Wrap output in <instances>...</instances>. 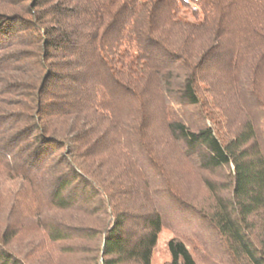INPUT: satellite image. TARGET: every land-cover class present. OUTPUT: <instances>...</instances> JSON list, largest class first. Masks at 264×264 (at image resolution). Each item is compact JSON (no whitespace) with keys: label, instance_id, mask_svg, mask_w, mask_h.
<instances>
[{"label":"trees","instance_id":"1","mask_svg":"<svg viewBox=\"0 0 264 264\" xmlns=\"http://www.w3.org/2000/svg\"><path fill=\"white\" fill-rule=\"evenodd\" d=\"M263 73L264 0H0V264H264Z\"/></svg>","mask_w":264,"mask_h":264},{"label":"rangeland","instance_id":"2","mask_svg":"<svg viewBox=\"0 0 264 264\" xmlns=\"http://www.w3.org/2000/svg\"><path fill=\"white\" fill-rule=\"evenodd\" d=\"M224 70L225 69H223L222 72L220 73L221 79L219 81L225 86L223 92L226 93L231 84L228 83L230 82V77L227 75L226 72H223ZM260 81L261 82L257 84L256 86L257 89H255L256 90L255 92L257 93V95H255L256 101L254 99H247V96H246V99L240 102L239 106H242V107L244 106L249 111V114L251 115V119H253L254 121L255 120L259 121L260 127L262 128L264 127V107L262 105L264 104V73L260 77ZM218 88H221V85L218 86ZM216 100L219 104L220 109H223L222 112L217 111V115H218V118H220V122H222V125L224 128L230 129L231 125H236L237 123L242 121V116H239L238 111H237L238 109L235 106L236 102L229 100L227 98H224V96L222 95L221 96L219 95V98H217ZM259 100H260V103L258 102ZM221 101H222V104H221ZM192 188L194 192L196 193L198 192L200 195L202 194L196 182L192 185ZM181 209L182 208H180L179 210ZM184 212L185 211L183 210L182 213ZM185 214L189 215L190 219H193L194 217V214L192 215V213L185 212ZM181 216H184V215H181ZM170 221L175 222L174 219L172 218H170ZM177 221L180 222L184 220H177ZM172 237H173V234L168 229H164V231L160 234L159 239H158V247L154 255L153 264H166L170 260V255L167 249V243Z\"/></svg>","mask_w":264,"mask_h":264}]
</instances>
